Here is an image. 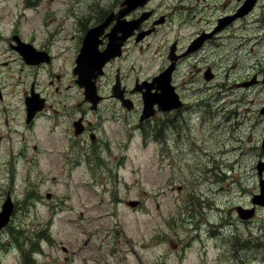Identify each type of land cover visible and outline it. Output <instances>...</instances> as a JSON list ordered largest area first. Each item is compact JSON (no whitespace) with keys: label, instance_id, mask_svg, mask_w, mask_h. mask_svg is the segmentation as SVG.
<instances>
[{"label":"rangeland","instance_id":"obj_1","mask_svg":"<svg viewBox=\"0 0 264 264\" xmlns=\"http://www.w3.org/2000/svg\"><path fill=\"white\" fill-rule=\"evenodd\" d=\"M121 1L0 0V136L12 131L0 148V211L8 198L15 205L0 230V264H264V207L247 221L235 210L251 208L264 161V83L236 87L264 72V0L220 47L199 53L186 85L195 107L162 136L140 119L138 95L135 111L108 97L96 110L69 89L82 37ZM158 1L147 9L162 12ZM14 36L51 60L27 64ZM129 52L117 66L150 79L156 49L138 41ZM33 85L46 107L27 126ZM81 117L85 131L74 135Z\"/></svg>","mask_w":264,"mask_h":264},{"label":"flooded vegetation","instance_id":"obj_2","mask_svg":"<svg viewBox=\"0 0 264 264\" xmlns=\"http://www.w3.org/2000/svg\"><path fill=\"white\" fill-rule=\"evenodd\" d=\"M139 1L141 2L142 0ZM152 1L147 0L143 5L139 4L125 12L124 10L128 6L134 7L135 5L132 6V3L128 5L125 0H122L118 11H110L104 17L105 13L102 16V21L100 20L99 23L88 27L85 37L83 36L81 40L80 53L78 52L75 55L76 60L72 68L73 76L71 77L73 84H69V89L77 86L79 92L85 97V101L89 102L92 105V109L96 110L100 108H98V105L102 100L108 97L115 99L118 105L130 110L129 112L135 111V109L131 110L136 106V101L131 97V94H134L139 96L138 104L143 111L145 107L144 95L150 94L156 97V102L153 106V116L148 118L152 120V124L149 126H153L156 122L158 133L162 136V133L167 131V127L176 128L177 117L183 110L191 109L194 106L193 102L186 97L188 95L190 99H193L190 97L194 90L193 83H190L186 88V85L192 79V74L197 70L198 65L193 64V61L198 59L199 62L204 61V56L200 57L199 53L212 46L220 47L222 45L220 41L224 39L225 34L232 32L239 21L244 20L258 7L242 16L240 11L244 3L243 0H236L237 3L234 0H224L221 4H218V0H159L158 4L162 12H158L153 7H151L153 10L147 9ZM177 1L185 2L178 5L175 3ZM187 5V12L178 14L179 6L184 7ZM142 6L147 7L144 8ZM206 9L209 12L208 15L203 13V10ZM104 23L107 25L103 27L102 32L98 36L93 38L86 54L87 59L93 61L85 70L84 79L89 80L91 88H93L91 93H87L86 86L80 82V70H78L77 66L78 58L82 52V45L86 43L85 40H87L89 30ZM184 27L187 29L183 30ZM144 30L150 31V33L145 35V38H142L141 34ZM153 37L156 38V42L151 41ZM13 38L16 40L15 43H10L11 47L22 55L27 64L36 65L38 62L32 61L37 58H44V61L51 60L52 57L48 52L47 59L45 58L46 55L39 56L40 54H37L39 52L30 46V43L22 42L17 36ZM138 41L144 44V49H156L158 63L154 71L155 74L153 73L154 75L150 79H141L138 75H134L131 78L129 74L123 71L121 66H117L123 53L125 52V55H129L130 49L137 48ZM153 44H155L154 47ZM27 48H31L30 51ZM26 52L31 55L32 52L36 53L37 57L35 56L33 60L29 59L25 56ZM115 64L117 66L115 67L116 69L113 68ZM142 66L140 64V68ZM130 68L133 70V67ZM187 68H191L190 76H188L189 72L186 71ZM208 68L211 67L200 68L196 76L202 79V75H205ZM207 75L208 73L205 78ZM215 76L217 75L215 74ZM111 81L112 85L109 88ZM108 88L110 93L106 96ZM30 93L31 95L29 96ZM30 93L25 96L28 110V115H26L25 119L27 126H31L34 117L39 116L38 114L46 107V98L44 96L40 97L34 85L31 87ZM177 102L180 104L184 103V106L176 108L174 105ZM118 105L112 103L113 107ZM204 105L197 101V108L204 107ZM62 113L64 111L58 112L57 117ZM141 117L142 115L140 119ZM83 120L84 118L81 117L78 121L73 122L72 129L74 132H72L74 135L76 133L82 134L85 131ZM4 122L9 125L6 120ZM138 128L141 130L140 127ZM11 132L9 128L0 136V148L4 144V138L12 135ZM58 150H63V148H57L55 151ZM26 172L30 174V169L27 168Z\"/></svg>","mask_w":264,"mask_h":264},{"label":"water","instance_id":"obj_3","mask_svg":"<svg viewBox=\"0 0 264 264\" xmlns=\"http://www.w3.org/2000/svg\"><path fill=\"white\" fill-rule=\"evenodd\" d=\"M139 1V0H138ZM137 0H125V3L130 5V3H132L134 7H130L128 6L124 11L126 12L135 8L136 6H138L139 4L143 5L147 0H142L140 3ZM253 5V0H248V5L246 6V12L252 7ZM245 10V8L242 9V12ZM244 13V12H243ZM107 24L104 23L102 25H99L97 27H94L92 29L89 30L88 35H87V40L86 43L83 45L82 48V52L78 58V70H80V82H82V84H85L86 86V92L87 93H91L92 89L91 85L89 84V80L84 79L85 78V70L86 68H88V66H90L93 61H90L87 59V52L89 50V47L91 46V42L93 40V38H95L96 36H98L102 30L103 27H105ZM92 50V49H91ZM119 54V51H118ZM92 55V54H91ZM25 56L29 59L33 60V56L26 52ZM32 62H37V59H35ZM105 62V61H104ZM89 64V65H88ZM104 64V63H103ZM92 68V67H91ZM259 82V80H257L256 76H254L251 80L242 82L240 84H237V86H245V87H250L254 84H257ZM263 82H264V78H263ZM156 97L151 96L150 94H145L144 95V110H143V116L142 118H147L150 117L151 115H153V106L156 102ZM180 105V103H179ZM178 104H176L175 106L178 107ZM30 108V107H29ZM165 108H167L165 106ZM32 111V110H31ZM263 111V110H262ZM263 147H264V142H263ZM257 170L258 173L260 175V193L255 194L253 196V203L259 206H264V178H263V173H264V161L260 160L257 164ZM133 203V202H130ZM6 207V208H5ZM14 208V205L12 203V200L10 198L7 199L6 203L3 206V211L2 213H0V230L8 223L9 219H10V214L12 209ZM237 213L239 215V217L241 219H250L254 216L255 211H256V207H251V208H246L243 206H237L236 207Z\"/></svg>","mask_w":264,"mask_h":264},{"label":"trees","instance_id":"obj_4","mask_svg":"<svg viewBox=\"0 0 264 264\" xmlns=\"http://www.w3.org/2000/svg\"><path fill=\"white\" fill-rule=\"evenodd\" d=\"M17 233L20 234V235L21 234H26V231L25 230L23 232H18L17 231ZM32 249L34 250V248H32ZM262 249H264V240H263V243H262Z\"/></svg>","mask_w":264,"mask_h":264},{"label":"bare ground","instance_id":"obj_5","mask_svg":"<svg viewBox=\"0 0 264 264\" xmlns=\"http://www.w3.org/2000/svg\"><path fill=\"white\" fill-rule=\"evenodd\" d=\"M173 96H174V95H173ZM176 98H177V97H176ZM177 104L179 105V102H177ZM175 105H176V104H175ZM175 105H174V106H175ZM175 107H176V106H175Z\"/></svg>","mask_w":264,"mask_h":264}]
</instances>
